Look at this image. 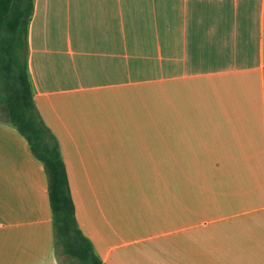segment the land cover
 I'll return each instance as SVG.
<instances>
[{
    "label": "crops",
    "instance_id": "crops-1",
    "mask_svg": "<svg viewBox=\"0 0 264 264\" xmlns=\"http://www.w3.org/2000/svg\"><path fill=\"white\" fill-rule=\"evenodd\" d=\"M28 68L106 264H264V0H34ZM0 264H73L0 117Z\"/></svg>",
    "mask_w": 264,
    "mask_h": 264
},
{
    "label": "trees",
    "instance_id": "trees-1",
    "mask_svg": "<svg viewBox=\"0 0 264 264\" xmlns=\"http://www.w3.org/2000/svg\"><path fill=\"white\" fill-rule=\"evenodd\" d=\"M34 0H0V117L27 139L47 173L55 239L73 264H106L79 226L60 142L42 118L28 68Z\"/></svg>",
    "mask_w": 264,
    "mask_h": 264
},
{
    "label": "rangeland",
    "instance_id": "rangeland-1",
    "mask_svg": "<svg viewBox=\"0 0 264 264\" xmlns=\"http://www.w3.org/2000/svg\"><path fill=\"white\" fill-rule=\"evenodd\" d=\"M40 112V114H41V111H39ZM41 116H42V114H41ZM42 118L44 119V117L42 116ZM45 120V119H44ZM46 121V120H45Z\"/></svg>",
    "mask_w": 264,
    "mask_h": 264
}]
</instances>
